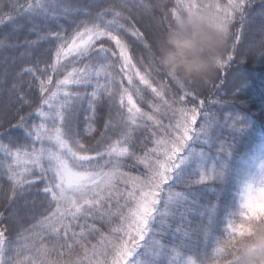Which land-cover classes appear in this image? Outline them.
I'll return each instance as SVG.
<instances>
[{"label": "snow or ice", "instance_id": "6c2138e0", "mask_svg": "<svg viewBox=\"0 0 264 264\" xmlns=\"http://www.w3.org/2000/svg\"><path fill=\"white\" fill-rule=\"evenodd\" d=\"M167 4L10 0L3 5L0 0V28L6 30L0 52L13 53L12 64L18 65L14 73L0 72V96L7 93L9 100L0 104V193L7 201V211L0 212V264H130L163 186L192 139L198 117L206 113L207 100L199 97L209 84L215 87L220 70L235 62L231 54L226 61L222 58L232 29H239L237 39H242L247 17L257 9L264 14V0H174L169 19ZM204 8L213 11L228 32L214 74L195 89L166 72L175 87L161 83L154 78L161 71L155 46L137 28L131 12L158 9L171 27L180 14ZM129 36L134 40L128 42ZM131 43L147 51L148 61L143 54L139 61L142 70L133 62ZM3 62L7 64L8 57ZM148 89L151 96L145 95ZM144 104L153 109L151 114L143 110ZM157 113L169 119V126L159 124L167 139L156 141L165 145V159L156 156L140 172L133 157L137 149H148V143L130 133L141 121L157 122ZM146 122L143 127L158 135ZM157 150L150 149L144 158ZM132 171L139 175H130ZM209 179L201 176L198 182ZM29 195L26 204L33 212L25 223L11 205ZM180 195L173 192L170 198ZM262 204L264 165L243 185L225 229L227 239L216 249L218 256L227 254L235 264L237 245L250 224L261 219L256 208ZM117 218L119 226L111 227ZM202 264L208 262L203 259Z\"/></svg>", "mask_w": 264, "mask_h": 264}, {"label": "trees", "instance_id": "16d2710c", "mask_svg": "<svg viewBox=\"0 0 264 264\" xmlns=\"http://www.w3.org/2000/svg\"><path fill=\"white\" fill-rule=\"evenodd\" d=\"M2 2L3 5L10 4V0ZM72 2L85 5L89 0ZM151 2L156 3L157 0ZM221 2L226 3L227 0ZM100 3L108 5L117 3V0H100ZM173 4L174 0H168L166 11ZM5 10H8L7 7ZM131 15L137 28L155 46V50L157 42L168 28L163 20V13L158 9L154 13L134 9ZM168 16L171 19L170 11ZM4 31L6 30L0 28V38ZM232 32L233 37L222 58L226 61L231 54L235 62L220 70L215 87L209 84V90L199 97L207 100L206 113L203 117H198L192 139L180 153L178 166L171 174L169 183L163 186L161 201L149 221L145 239L133 253L130 264H181L185 259L194 264H202L203 259L208 264H230L232 261V257L227 254L218 256L216 249L227 239L226 221L232 218L239 203V193L253 175V162L264 158V14L257 9L247 17L242 39H237L239 29L234 28ZM133 40V37H127L128 42ZM130 54L134 57L133 62L142 70L143 66L139 64L141 54L146 62L149 59L143 45L131 43ZM12 55L9 51L0 52V72L5 69L9 73L16 71L18 65L12 64ZM15 55L18 56L19 53ZM3 57H8L7 64L3 62ZM164 73L163 70L154 73V78L169 87H175ZM124 83L127 84V81ZM136 83L139 84V81ZM22 88L27 91L26 82L22 84ZM145 95L151 96V90L148 89ZM199 99L196 100L197 105ZM8 102L7 93L0 96V104ZM192 106L187 105L189 108ZM143 110L149 114L153 111L147 104L143 105ZM180 118L177 115L176 119ZM154 121L157 122L141 121V127L130 133L133 139L139 137L141 141L148 143V149H137L133 157L140 172L148 163L154 162L156 156L160 160L165 159V145H158L156 141L167 139L159 124L167 127L169 119L162 118L157 113ZM145 122L159 134L155 135L150 129H145ZM171 123L174 125L175 119ZM148 137L151 139H147ZM152 148H157V152L145 159V153ZM137 156L140 157L139 161H136ZM130 175L137 176L139 172L132 171ZM201 176H209L210 179L206 183H199ZM173 192L180 193V197L170 198V193ZM26 200L30 201L31 196L18 197L11 205L25 223L33 212L31 204H26ZM128 202L131 204L130 200ZM5 203L7 201L0 193V212L7 211ZM127 211L128 208L125 207L124 212ZM119 224L117 218L111 227H118Z\"/></svg>", "mask_w": 264, "mask_h": 264}, {"label": "clouds", "instance_id": "9594fccd", "mask_svg": "<svg viewBox=\"0 0 264 264\" xmlns=\"http://www.w3.org/2000/svg\"><path fill=\"white\" fill-rule=\"evenodd\" d=\"M227 38L217 15L204 8L180 14L162 34L154 54L161 70L195 89L214 74ZM256 211L262 217L243 233L235 264H264V204Z\"/></svg>", "mask_w": 264, "mask_h": 264}, {"label": "rangeland", "instance_id": "374dc122", "mask_svg": "<svg viewBox=\"0 0 264 264\" xmlns=\"http://www.w3.org/2000/svg\"><path fill=\"white\" fill-rule=\"evenodd\" d=\"M262 165H264V158H262L260 160H256V161L253 162V171L254 172H253V175H252L251 179L259 172V170H260V168H261ZM130 202H131V205L134 207V202L131 201V200H130ZM229 220L230 219H228L226 221V227H227V223H228ZM181 264H194V263L191 260H189V259H185V260L182 261Z\"/></svg>", "mask_w": 264, "mask_h": 264}]
</instances>
